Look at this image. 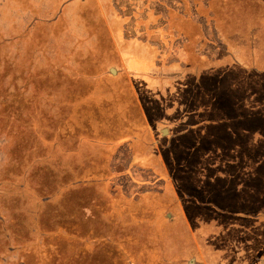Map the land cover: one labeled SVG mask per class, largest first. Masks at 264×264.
Returning a JSON list of instances; mask_svg holds the SVG:
<instances>
[{"label":"rangeland","instance_id":"rangeland-1","mask_svg":"<svg viewBox=\"0 0 264 264\" xmlns=\"http://www.w3.org/2000/svg\"><path fill=\"white\" fill-rule=\"evenodd\" d=\"M94 4L0 0V264H129L143 256L160 264L157 250L148 246L175 232V263L193 256L182 241L181 224H163V230L150 233L123 225L125 220L116 215L114 180L105 169L111 149L97 145L132 133L131 126L143 127L128 113L129 91L119 95L118 100L124 96L122 104L104 106L118 92L117 70L125 73L138 53L141 58L152 53L161 66L200 71L199 87L212 90L201 97L207 100L213 127L219 130L218 123L225 121L228 130L246 131L250 138L244 146L264 152V78L259 77L264 72L255 69L258 59L264 62V0H116L113 19ZM226 48L239 58L246 54L244 60L252 65L247 74L220 67L226 63ZM131 66L145 71L151 63L136 59ZM186 75L177 84L178 98L173 92L160 100L147 92L142 86L152 77L132 85L152 121L183 120L195 92V78ZM91 96L96 104L89 102ZM211 96L221 100L220 107ZM224 107L238 117L223 119ZM120 116L128 119L120 122ZM212 139L204 133L196 140L197 151L188 161L209 163ZM175 155L179 162L188 159L181 152ZM233 159L239 161L240 155ZM202 169L198 173L206 178L220 172L234 180L238 174V169ZM195 171L175 175L193 185ZM254 178L264 183V170L254 172ZM194 198L185 200L198 207L190 211L196 229L211 216L201 213L208 202ZM219 218L226 228L260 220L244 213ZM234 231L229 236L235 240Z\"/></svg>","mask_w":264,"mask_h":264},{"label":"crops","instance_id":"crops-1","mask_svg":"<svg viewBox=\"0 0 264 264\" xmlns=\"http://www.w3.org/2000/svg\"><path fill=\"white\" fill-rule=\"evenodd\" d=\"M77 1L83 4L87 1L95 2L94 5L98 9L104 10V17L109 16L113 19V14H116L113 9V3L116 0ZM120 29L121 26L117 25V34L120 33ZM226 52L227 57L224 59L226 63L221 64L219 61L216 66L221 64L220 67H226L227 71H234L238 68L244 74H247L248 67L252 68V65L244 60L246 54L239 58L231 49L226 48ZM145 53L143 58L138 57L141 56L140 53L138 56L135 55L137 58L130 60L125 73L117 70L113 78H116L115 81L119 85L118 92L116 95L112 93L113 97H107L104 104L106 107L118 102L122 104L125 101L124 96L118 100L119 95H124L126 91H129L131 101L129 108L126 106L128 113L135 114L137 117H131V119L143 123L142 128L131 126L127 130L132 133L112 140L114 143L110 144L108 140L97 144L105 150L107 147L111 149V153H106L108 161L105 162V169L106 172L112 174L114 180L112 190L115 194L114 201H117L118 213L116 215L125 220L123 221L124 226H135L145 233L161 231L164 229L163 224H175L177 228L181 224L180 231L184 234L182 241L185 242L187 250L193 253V256L182 264H264V183L260 182L259 178H254V172L264 170L262 148L244 146L246 139L250 138L245 136L247 132L228 130L229 124L225 121H221L220 125L218 123L219 130L213 127L212 114L205 107L207 100L201 97L206 95L204 92H209L211 95L212 90H205V88L201 90L199 83L202 73L195 69L189 72L195 78L193 87L195 92L192 93V98L188 103L189 111L186 110L182 114L183 120L178 118L171 123L165 122L166 119L152 121L149 118L146 104L139 99V94L135 92L137 94L135 95L132 85H141V78L152 77V79H146V85L142 86L147 92L157 95L156 97L160 100L173 92L178 98L180 88L177 89V84H181L185 75L189 73L183 65L161 66L156 63V58L152 53ZM136 59L148 60L151 67L145 71L137 70L136 67L131 66V62ZM255 69L264 72V62L258 59ZM212 70L213 68L210 71ZM159 73L161 74L158 75ZM124 74L128 76L125 77ZM123 77L126 79H122ZM247 77L250 78V75ZM259 77L263 79L264 75ZM105 80H108L107 77ZM216 98L219 99L217 96ZM89 102L97 103L94 96L89 98ZM211 102L215 103V96ZM177 105L179 101L176 102V107ZM236 105L238 104H234L232 109ZM235 113L237 112H228L224 107L226 117L223 119L228 118L230 114L238 117ZM119 118L122 122L126 117L120 116ZM262 119L260 118V124ZM180 125H183L182 129L176 132L175 128ZM204 133L213 138L209 143V163L206 161L189 162L190 154L197 151L196 140L198 142ZM180 152L184 158L188 157L186 161H176L178 158L175 154ZM235 154L240 155L239 161L233 159ZM243 156H247V160L243 159ZM125 158H127L126 162L123 160ZM253 158L255 160H252ZM210 160H216L217 163L215 161L210 163ZM202 168L209 170L238 169L234 180L240 183L232 180V177L223 176L220 172L209 178L200 176L199 171ZM191 169L197 170L193 185L187 183L189 178L181 181L176 178V171L191 173ZM202 179H207L208 183ZM233 184L236 186L234 187ZM187 197H199V200L207 201L209 204V206H202L201 213H207L211 218L205 223L198 221L200 225L196 229L192 226L190 211L198 207L193 201L186 203L185 198ZM238 197H240V204H238ZM242 213L258 217L259 223L241 225V227H230L231 225L227 223L226 228L224 220L219 218L242 215ZM213 217L219 218L217 223L211 221ZM207 223L208 226H205ZM224 228L226 229L223 230ZM233 230L238 234L235 240L232 239V235L229 236ZM171 231L174 232V229ZM172 238L177 239L176 232L167 236L165 240L158 241L155 246H148L157 250L156 254L159 255L160 264H176L178 260L177 247ZM178 240L181 238L178 237ZM181 246L185 250V247ZM144 249H147V242ZM149 260L150 258L143 256V258L130 260L129 264H152Z\"/></svg>","mask_w":264,"mask_h":264},{"label":"trees","instance_id":"trees-1","mask_svg":"<svg viewBox=\"0 0 264 264\" xmlns=\"http://www.w3.org/2000/svg\"><path fill=\"white\" fill-rule=\"evenodd\" d=\"M218 101H219V99H217V98L215 97V104H216V106H218V105H217V103H219ZM218 107H220V106H218Z\"/></svg>","mask_w":264,"mask_h":264}]
</instances>
